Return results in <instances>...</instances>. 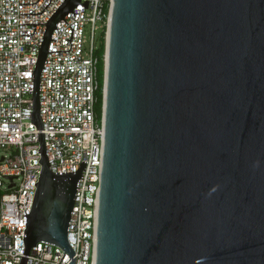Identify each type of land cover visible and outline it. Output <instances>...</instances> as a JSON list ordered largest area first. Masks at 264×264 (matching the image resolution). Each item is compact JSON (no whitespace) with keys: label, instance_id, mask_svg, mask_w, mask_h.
<instances>
[{"label":"water","instance_id":"water-1","mask_svg":"<svg viewBox=\"0 0 264 264\" xmlns=\"http://www.w3.org/2000/svg\"><path fill=\"white\" fill-rule=\"evenodd\" d=\"M30 72L40 163L23 249L66 252L85 160L51 171L38 115L50 31ZM63 19V18H62ZM65 22V20L63 19ZM57 29V28H56ZM93 264H264V0H110Z\"/></svg>","mask_w":264,"mask_h":264},{"label":"built area","instance_id":"built-area-1","mask_svg":"<svg viewBox=\"0 0 264 264\" xmlns=\"http://www.w3.org/2000/svg\"><path fill=\"white\" fill-rule=\"evenodd\" d=\"M60 2L0 0V148L4 150L0 155V264H17L23 249L22 209L29 210L40 168L36 128L29 121V77L45 20ZM109 3L87 0L86 7L76 3L71 7L73 15L67 11L62 16L65 22L60 18L54 23L57 29H51L46 50L67 49L69 42L64 38L69 37L71 27L70 47L46 51L38 75V115L48 168L72 171L85 160L65 233L73 264H93ZM95 21L105 27L100 57L92 45ZM86 22L89 44L84 49L82 30ZM67 259L58 245L39 240L28 248L24 264H67Z\"/></svg>","mask_w":264,"mask_h":264},{"label":"rangeland","instance_id":"rangeland-1","mask_svg":"<svg viewBox=\"0 0 264 264\" xmlns=\"http://www.w3.org/2000/svg\"><path fill=\"white\" fill-rule=\"evenodd\" d=\"M100 27H101V23L99 21H95L93 35H92V45L94 47L97 46L98 41H99ZM82 39H83V46L85 49L88 47V44H89V24L87 22L84 23V26H83ZM3 152H4V150L0 148V155Z\"/></svg>","mask_w":264,"mask_h":264},{"label":"trees","instance_id":"trees-1","mask_svg":"<svg viewBox=\"0 0 264 264\" xmlns=\"http://www.w3.org/2000/svg\"><path fill=\"white\" fill-rule=\"evenodd\" d=\"M106 9H107V6H106V3H105L104 6H103V10L106 11ZM104 28H105L104 25L101 23L99 41H98V44H97L96 49H95V53L99 57H100V55H101V53L103 51V33H104ZM99 68H100V63H99ZM95 108L98 109V102L96 103Z\"/></svg>","mask_w":264,"mask_h":264}]
</instances>
